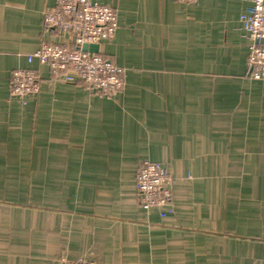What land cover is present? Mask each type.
Returning a JSON list of instances; mask_svg holds the SVG:
<instances>
[{"label":"crops","instance_id":"1","mask_svg":"<svg viewBox=\"0 0 264 264\" xmlns=\"http://www.w3.org/2000/svg\"><path fill=\"white\" fill-rule=\"evenodd\" d=\"M59 0H0V264H264V81L248 77L247 0H93L116 8L99 54L112 96L28 62L69 44ZM38 73L22 106L11 73ZM170 166L174 214L146 211L145 161ZM165 209H163L164 211Z\"/></svg>","mask_w":264,"mask_h":264},{"label":"built area","instance_id":"2","mask_svg":"<svg viewBox=\"0 0 264 264\" xmlns=\"http://www.w3.org/2000/svg\"><path fill=\"white\" fill-rule=\"evenodd\" d=\"M194 3L197 0H183ZM240 16L247 40L248 77L264 81V0H247ZM117 10L93 0H59L46 11L43 26L66 34L69 44L44 43L28 55V62L49 64L55 74L63 73L68 83L82 82L90 90L112 96L124 88L123 71L101 54L83 52V45H100L110 41L117 30ZM40 92L38 73L18 69L11 73L10 94L20 105L27 97ZM175 178L169 165L145 160L138 168L136 187L140 204L146 211L157 210L161 217L174 214L173 187ZM163 209H165L163 211ZM59 264H93L83 258H62Z\"/></svg>","mask_w":264,"mask_h":264},{"label":"water","instance_id":"3","mask_svg":"<svg viewBox=\"0 0 264 264\" xmlns=\"http://www.w3.org/2000/svg\"><path fill=\"white\" fill-rule=\"evenodd\" d=\"M82 51L98 54L99 53V45H83Z\"/></svg>","mask_w":264,"mask_h":264}]
</instances>
